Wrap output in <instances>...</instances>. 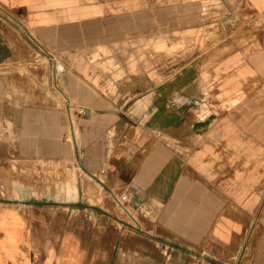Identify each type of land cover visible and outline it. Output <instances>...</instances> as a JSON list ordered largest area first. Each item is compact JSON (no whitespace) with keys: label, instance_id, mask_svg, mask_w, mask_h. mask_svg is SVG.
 <instances>
[{"label":"crops","instance_id":"crops-1","mask_svg":"<svg viewBox=\"0 0 264 264\" xmlns=\"http://www.w3.org/2000/svg\"><path fill=\"white\" fill-rule=\"evenodd\" d=\"M241 1L260 24L253 45L218 46L211 57L152 71L150 57L139 58L142 18L172 17L171 0H0L61 67L53 106L17 109L6 100L0 113L37 114L25 142L39 126L59 140L64 114L82 115L80 127L69 123L74 153L51 158L75 164V191L63 202L74 214L44 217L36 201L31 213L27 203L0 201V264H110L108 235L93 232L110 221L122 231L119 256L264 264V0ZM17 30L0 23V81L31 61ZM123 195L133 218L114 213L112 199Z\"/></svg>","mask_w":264,"mask_h":264},{"label":"rangeland","instance_id":"rangeland-1","mask_svg":"<svg viewBox=\"0 0 264 264\" xmlns=\"http://www.w3.org/2000/svg\"><path fill=\"white\" fill-rule=\"evenodd\" d=\"M171 4L172 17L142 18L139 58L141 63H145L150 57L153 66L148 68L152 71L159 70L165 62L170 60L196 59L198 53L201 56L211 57L214 48L218 46L229 48L232 47L229 45L235 44L238 47L242 46L245 50L246 45L247 47L253 45L260 32L258 20L251 16L249 7L241 0L228 3L219 0H171ZM230 9L232 10L229 11ZM226 15H228L227 18L223 20L228 24L219 31L216 22L218 18ZM152 21L156 24V29L148 31L147 26L150 24L152 26ZM0 23L12 25L18 29V32H14V40L28 43L31 59L25 67L26 70H19L18 75H13L11 80L0 81V103L4 104L7 100L14 108L18 107L17 109L20 107L36 109L37 106L42 105L53 106L59 98L50 96L54 90L52 76L59 72L61 67L53 66V68L48 57L42 55V51L38 50L37 45L34 44L33 36L21 32L14 19L8 17L1 9ZM164 26L169 27L167 29L169 33H164ZM203 26H206L205 30ZM224 51L222 53L227 54L228 49ZM40 58H45L44 70L37 63ZM38 71L41 72L38 73ZM6 89L7 93H5ZM43 92L45 97H38ZM81 116L79 113L64 114L65 129L61 132L59 140H55L47 130L41 134L43 129L39 126L41 128L39 134L30 135V140H26L27 144L23 131L25 128L29 130L38 128L37 114L0 113V201L12 202L14 206L36 201L40 204L34 208H38L44 217H68L74 214V211L63 202L69 201L68 195L75 191L74 182L70 190L69 179L70 173L75 172V164L72 167V163L70 164L67 160L56 162L51 158L53 155L65 158L74 153L69 123L72 122L74 126L80 127L78 123L81 121ZM48 172H55L54 176L48 178ZM80 174L82 175L81 172ZM120 197L122 196L112 199L116 211L114 213L115 215L122 213L127 217L118 205L117 199ZM29 207L31 213L33 207L31 204ZM78 211L84 212L81 209ZM92 214L94 218L101 216L113 218L111 214L107 215L101 211H93ZM113 222L110 221L109 225L93 226L94 233H105L110 239L109 249L114 251L113 255H115L113 258L110 257V264H212L210 261L202 263L195 255L187 258L172 257L170 260L167 257L132 259L119 256L121 240L118 239V232L121 230L115 222L112 224ZM126 228L133 229L131 226L124 229ZM141 246L144 249H150L148 242H142Z\"/></svg>","mask_w":264,"mask_h":264},{"label":"built area","instance_id":"built-area-1","mask_svg":"<svg viewBox=\"0 0 264 264\" xmlns=\"http://www.w3.org/2000/svg\"><path fill=\"white\" fill-rule=\"evenodd\" d=\"M0 9H1V7H0ZM117 201H118V205L123 210V212L126 213L129 217L133 218V215L131 214V212L128 208L129 207V201H128L127 195H123L122 197H120V199H117Z\"/></svg>","mask_w":264,"mask_h":264}]
</instances>
